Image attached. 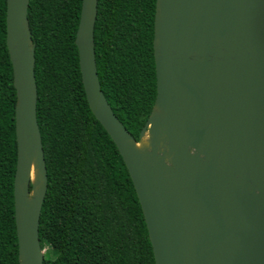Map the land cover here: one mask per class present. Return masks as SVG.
<instances>
[{
    "label": "water",
    "instance_id": "1",
    "mask_svg": "<svg viewBox=\"0 0 264 264\" xmlns=\"http://www.w3.org/2000/svg\"><path fill=\"white\" fill-rule=\"evenodd\" d=\"M28 4L6 0L5 13L16 93L14 219L19 264H43L47 175ZM96 4L81 2V81L129 173L155 264H264V0H156V97L138 141L101 90Z\"/></svg>",
    "mask_w": 264,
    "mask_h": 264
},
{
    "label": "trees",
    "instance_id": "2",
    "mask_svg": "<svg viewBox=\"0 0 264 264\" xmlns=\"http://www.w3.org/2000/svg\"><path fill=\"white\" fill-rule=\"evenodd\" d=\"M82 0H29L36 119L47 175L38 234L43 264H155L125 164L89 109L75 34ZM156 0H97L94 51L101 90L135 138L156 97ZM0 0V264H19L14 219L16 93Z\"/></svg>",
    "mask_w": 264,
    "mask_h": 264
},
{
    "label": "bare ground",
    "instance_id": "3",
    "mask_svg": "<svg viewBox=\"0 0 264 264\" xmlns=\"http://www.w3.org/2000/svg\"><path fill=\"white\" fill-rule=\"evenodd\" d=\"M147 145V136H145L141 142L138 143V146ZM31 179H33V174L31 173Z\"/></svg>",
    "mask_w": 264,
    "mask_h": 264
},
{
    "label": "rangeland",
    "instance_id": "4",
    "mask_svg": "<svg viewBox=\"0 0 264 264\" xmlns=\"http://www.w3.org/2000/svg\"><path fill=\"white\" fill-rule=\"evenodd\" d=\"M48 250H49L48 247H44V248L42 249L43 254L48 253Z\"/></svg>",
    "mask_w": 264,
    "mask_h": 264
}]
</instances>
